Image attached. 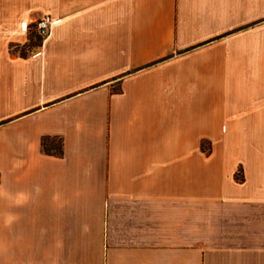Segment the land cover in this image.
<instances>
[{
	"label": "crops",
	"instance_id": "0c3cea01",
	"mask_svg": "<svg viewBox=\"0 0 264 264\" xmlns=\"http://www.w3.org/2000/svg\"><path fill=\"white\" fill-rule=\"evenodd\" d=\"M0 264H264V0H0Z\"/></svg>",
	"mask_w": 264,
	"mask_h": 264
},
{
	"label": "built area",
	"instance_id": "2783aa9c",
	"mask_svg": "<svg viewBox=\"0 0 264 264\" xmlns=\"http://www.w3.org/2000/svg\"><path fill=\"white\" fill-rule=\"evenodd\" d=\"M52 23V17L48 14H40L30 22L28 32L30 35L33 34L38 40V44L34 45V47L30 49L31 56H40L42 45L49 37L50 31L52 29Z\"/></svg>",
	"mask_w": 264,
	"mask_h": 264
},
{
	"label": "trees",
	"instance_id": "16d2710c",
	"mask_svg": "<svg viewBox=\"0 0 264 264\" xmlns=\"http://www.w3.org/2000/svg\"><path fill=\"white\" fill-rule=\"evenodd\" d=\"M61 141L60 140H54L49 138H44L42 140V151L50 155L52 157H61L62 156V148H61Z\"/></svg>",
	"mask_w": 264,
	"mask_h": 264
},
{
	"label": "rangeland",
	"instance_id": "374dc122",
	"mask_svg": "<svg viewBox=\"0 0 264 264\" xmlns=\"http://www.w3.org/2000/svg\"><path fill=\"white\" fill-rule=\"evenodd\" d=\"M30 39H31V43L30 44H34V45H37L38 44V40H37V38H35V36L33 34L30 35ZM235 179L237 181L240 180V174H239V172L236 173Z\"/></svg>",
	"mask_w": 264,
	"mask_h": 264
}]
</instances>
